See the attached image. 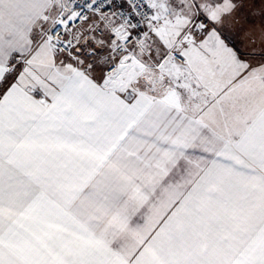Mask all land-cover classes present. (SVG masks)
<instances>
[{"label":"snow or ice","instance_id":"1","mask_svg":"<svg viewBox=\"0 0 264 264\" xmlns=\"http://www.w3.org/2000/svg\"><path fill=\"white\" fill-rule=\"evenodd\" d=\"M0 264H264V0H0Z\"/></svg>","mask_w":264,"mask_h":264}]
</instances>
